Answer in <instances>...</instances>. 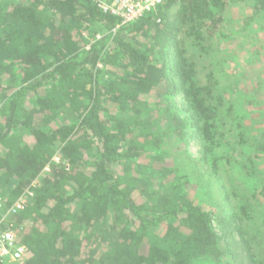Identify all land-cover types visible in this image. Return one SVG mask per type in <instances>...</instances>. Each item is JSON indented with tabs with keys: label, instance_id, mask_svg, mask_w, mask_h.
<instances>
[{
	"label": "trees",
	"instance_id": "obj_1",
	"mask_svg": "<svg viewBox=\"0 0 264 264\" xmlns=\"http://www.w3.org/2000/svg\"><path fill=\"white\" fill-rule=\"evenodd\" d=\"M245 1L264 29V0H161L127 23L96 0H0V221L23 226L28 251L0 264H221L222 242L237 234L239 264H264L242 235L248 204L222 215L164 162L166 139L188 130L214 175L234 166L240 145L264 159L257 135L243 134L240 102L216 93L213 74L196 81L180 40L182 30L200 39ZM84 30L99 36L87 43ZM35 180L30 202L8 214Z\"/></svg>",
	"mask_w": 264,
	"mask_h": 264
},
{
	"label": "rangeland",
	"instance_id": "obj_2",
	"mask_svg": "<svg viewBox=\"0 0 264 264\" xmlns=\"http://www.w3.org/2000/svg\"><path fill=\"white\" fill-rule=\"evenodd\" d=\"M221 15L222 21L214 28L208 26L206 31L202 30L198 40L186 37L182 30L181 44L195 64L196 81L205 84L207 75L213 74L216 93L224 99L240 102L241 111L237 113L246 117L241 121V129L248 143L253 139L252 135H257V142L263 146L264 94L261 91L264 88V29L256 20V13L249 1L230 4ZM82 34L87 43L99 36L96 32L85 30ZM172 52L174 48L169 52L171 56H167L170 74ZM169 98L171 108L179 112L182 100L178 96ZM244 102L245 105H242ZM220 120L221 123L225 120V129L229 127L230 119ZM235 129L230 133L232 137L228 138L238 143L236 139H239L241 129ZM164 143L170 152L164 162L175 168L179 175L189 176L192 194L195 193L196 198L201 199L205 205L221 211L222 215H228L230 211H237L243 204H248L249 219L245 220L242 235L255 245L257 256L264 258V229L260 219L264 213V196L259 194L264 179V159H250L253 146L240 145L236 154H230L234 166H227L223 173L214 175L202 160L201 143L191 131L186 132L183 140L169 136ZM53 160H59L58 154L54 155ZM155 163L158 165L157 161ZM111 169L117 172L119 166H112ZM147 169H142V175L151 178L152 172ZM252 175H255L256 183ZM152 179L157 182L155 178ZM231 183L235 186L231 187ZM237 235L227 238L226 243L222 242L225 250L221 264H239L244 259L245 245Z\"/></svg>",
	"mask_w": 264,
	"mask_h": 264
},
{
	"label": "built area",
	"instance_id": "obj_3",
	"mask_svg": "<svg viewBox=\"0 0 264 264\" xmlns=\"http://www.w3.org/2000/svg\"><path fill=\"white\" fill-rule=\"evenodd\" d=\"M98 6L104 11L121 18V23H127L142 15L146 10H149L161 0H107L99 2ZM47 170L48 167H45ZM38 180L33 181L31 186H28L19 195V197L9 206L7 213L16 214L24 209V207L32 199L34 192L32 186H36ZM3 202L0 199V207ZM2 221V220H1ZM0 221V261L8 262H23L28 255L26 246L20 241L19 234L23 230V226L14 225L13 222L7 226H1Z\"/></svg>",
	"mask_w": 264,
	"mask_h": 264
}]
</instances>
